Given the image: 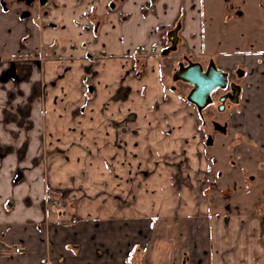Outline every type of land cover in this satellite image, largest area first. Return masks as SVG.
Instances as JSON below:
<instances>
[{
    "label": "crops",
    "instance_id": "crops-1",
    "mask_svg": "<svg viewBox=\"0 0 264 264\" xmlns=\"http://www.w3.org/2000/svg\"><path fill=\"white\" fill-rule=\"evenodd\" d=\"M54 2L48 29H38L43 60L33 78L43 94L28 105L29 119L21 118L28 126L0 125L7 136L0 144V224L24 234L14 246L21 257L37 236L48 249L27 261L2 256L0 264H264V200L220 215L208 209L209 197L199 202L177 182L183 123L190 121L195 146V119L167 111L160 63L155 54L143 59L163 44L158 26L176 21L180 38L194 35L201 51L200 0H156L155 15L141 13L149 0ZM244 60L242 96L226 131L234 127L238 146L261 152L264 166V57L248 53ZM17 169L22 179L14 183ZM260 169L249 181L264 191ZM48 195L60 209L48 211ZM171 217L183 221L161 224ZM158 222L165 237L156 241Z\"/></svg>",
    "mask_w": 264,
    "mask_h": 264
},
{
    "label": "rangeland",
    "instance_id": "rangeland-1",
    "mask_svg": "<svg viewBox=\"0 0 264 264\" xmlns=\"http://www.w3.org/2000/svg\"><path fill=\"white\" fill-rule=\"evenodd\" d=\"M236 11H239L240 15L236 14ZM199 13L203 30L202 35H199L203 36V39H201L202 45L198 46L201 51H196V48L192 46L194 35L189 33L188 40L180 41L176 53H173L168 59H163L164 68L161 70L162 81L171 95L168 96L167 102L171 105L167 106V111L175 109L184 118H194L198 132V143L196 139V145L194 146L188 134L189 131L186 130V124L190 121L187 120L183 123L184 139L182 140V148L179 152L177 149L176 152L178 156L180 155V158L177 157L176 180L180 182V186H184V189L187 190L186 194L191 195L192 198H198L199 202L206 203V197H209L208 209L210 212H217L220 215L238 214L239 210H251L250 207L255 206L256 202L260 205V199L261 201L264 200L262 186H254L249 181L250 176L260 178L259 174L262 171L260 168L264 167L262 153L256 150L252 151V149L246 150L244 145L238 146L234 137V127H230V130L227 128V133L224 134L223 132H217L213 123L206 122L207 124L203 126V120L207 119L206 110L202 111L200 115L197 114L195 107L186 100L190 86L171 82L170 71L183 52V54L192 55L193 60L201 63L213 59L219 67L229 68L231 73L235 68H241L245 73L247 65L244 59L246 54L253 53L264 57V0H200ZM228 17L230 18L227 20ZM178 18L181 21L184 19L181 10ZM18 19L19 17L11 14L10 10L4 12L0 5V55L6 51L14 52L17 49L18 42L27 35L28 42L25 45L21 44V54L27 53L35 58V53L31 54L30 52L39 48L38 29L40 30L39 26L42 22L41 15L34 11L31 17ZM45 27L48 29L47 26ZM240 72L241 70L238 72L239 75ZM234 77L235 75H233ZM238 81L241 82L242 78L238 77ZM170 84L174 86L175 91H171ZM24 86L23 90H25ZM2 95L4 96V93ZM1 97L0 125H3V127L10 124L20 127L28 126L29 122L27 120L20 119L22 113L16 112L17 107L20 108V105H24L6 103L5 99ZM177 98H181V102ZM25 106L28 107V105ZM235 106L227 102L225 109L220 111V114L214 109L215 123H227L228 127V117L231 109ZM208 134H211V137L213 136V143L210 147L206 145ZM6 138L3 129L2 132L0 131V144H3V140ZM8 138L14 140L15 137L10 136ZM22 154L23 152H21ZM0 155L4 156L6 153L0 151ZM173 156L174 153L169 150L166 152L167 161H172ZM178 159L181 160L180 163ZM17 162L20 164V159ZM17 171L23 172L21 169H17ZM15 173L16 171L13 177ZM218 175H221V177L219 178ZM46 200L49 202V199ZM223 200L224 202H222ZM47 209L50 212L55 210L54 207H48ZM175 219L176 217H171V219H166L162 223H154L155 231L153 235L156 241L165 237L163 233L159 234L160 223L164 224L167 221L168 223L177 224L183 221V219H177L178 222H174ZM46 230L48 231L47 228ZM23 235L18 234L10 226L4 228L0 224V257L13 255L17 256L19 260L27 261L31 257L45 256L48 248L46 242L40 246L44 240L40 236H37L35 245L32 244L33 249L27 244L29 251L27 256L21 257L23 253H18L19 256L17 247H14L15 240L22 238ZM155 238L153 241H155ZM183 238H186V235ZM178 241H175L177 248H174L176 251L180 250L181 243H178ZM19 243L25 244L22 239Z\"/></svg>",
    "mask_w": 264,
    "mask_h": 264
},
{
    "label": "flooded vegetation",
    "instance_id": "flooded-vegetation-1",
    "mask_svg": "<svg viewBox=\"0 0 264 264\" xmlns=\"http://www.w3.org/2000/svg\"><path fill=\"white\" fill-rule=\"evenodd\" d=\"M55 0H0L1 8L4 12L11 11V14L14 16L19 17V19L29 18L32 16L33 12L39 13L41 15L42 22L40 23L41 27L48 26L45 24L46 18L49 15V10L55 5ZM18 19V20H19ZM178 24H180V29L178 30V38L179 41L177 43V46L175 50H170L171 47L170 42L167 38V33L174 29ZM181 23L179 21H176L173 25H159L158 30L163 32L162 37V46L159 49V51H155V48L151 49L149 53L146 55H143V59L148 57L149 55H154L157 57L160 65L159 69L160 72L162 68H164L163 59H168L173 53H176L177 49L180 46V41L183 39L180 38L179 33L181 30ZM28 42V36L25 35L24 39L20 40L17 44V49L10 53V52H3L2 55H0V88L2 89L4 96L2 98L5 99L6 103L12 104V103H18L23 104L24 106L20 105V108L17 107L16 112L22 113L21 118L29 119V111L30 108L25 105H30L34 99H37L38 97H41L43 94V84L42 82H38L33 78L34 74L40 70V63L43 60L42 55L38 53V49L36 51H31L30 53H35V58H32L27 53L21 54V44L25 45ZM40 48V46H39ZM169 49V50H166ZM165 53V54H163ZM139 54V53H137ZM192 55H188L186 53L179 57V59L176 61V65L172 66L171 68V75L170 79L173 83H183L190 86V90L192 89V86L186 82H183L181 80H175L174 74L175 71L178 70L180 67H186L191 64L199 63L202 67V70L204 73L207 71H210L211 64L214 63L215 67L227 75V82L225 88H217L214 90L210 97H211V103L207 105L202 111L206 112L207 119L203 120V126H205L208 122L215 124V118H214V112L215 109L218 114H220V111H223L226 107L227 102H229L232 105H236L233 103L235 98H238V103L240 101V98L242 96L243 86L241 82L238 81V77H241L244 79L246 74L241 68H235L233 69V73H231V70L229 68L224 67L221 68L213 59H208L207 62L201 63L200 61L193 60L191 58ZM139 60V59H137ZM166 62V61H165ZM213 62V63H212ZM228 66V65H227ZM139 68V67H138ZM239 70L243 72L242 75H239ZM140 69L135 73V76L138 77L140 75ZM233 75L235 77L233 78ZM27 85L25 90H23V86ZM169 87V86H168ZM171 91H175L174 86L170 84ZM12 89V90H9ZM190 90L187 92V94L190 92ZM224 99V102L221 100ZM223 106L222 110H219V107ZM196 109V108H195ZM210 109V110H209ZM219 110V111H218ZM197 111V109H196ZM13 113V112H11ZM197 114H202L197 111ZM207 122V123H206ZM217 122V121H216ZM221 126L225 125L227 127V123L220 124ZM219 129V128H218ZM216 130V129H215ZM217 132L218 131L216 130ZM213 137V136H212ZM211 134L206 136V140L208 141V138L212 139ZM22 179V173L18 172L16 170L15 176L13 177L14 183L19 182ZM53 198V197H52Z\"/></svg>",
    "mask_w": 264,
    "mask_h": 264
},
{
    "label": "water",
    "instance_id": "water-1",
    "mask_svg": "<svg viewBox=\"0 0 264 264\" xmlns=\"http://www.w3.org/2000/svg\"><path fill=\"white\" fill-rule=\"evenodd\" d=\"M179 29L180 24H178L174 29L167 33L168 41L171 44V47L169 48L170 50H175L177 46V43L179 41L177 33ZM242 74L243 72L241 71L240 75ZM174 79L181 80L192 86V89L186 96V100L190 104H192L199 113H201L202 110L211 103V93L217 88L226 87L227 75L223 71L217 69L214 63L211 64L210 71H207L206 73L203 72L202 67L199 63H195L186 67H180L178 70H176ZM221 101L224 102V99ZM233 103L238 104V98H235ZM222 109L223 106L219 107V110ZM214 127L218 131H221L223 133L226 132L225 125L221 126L220 124L215 123ZM211 143V139L208 138L206 145L208 146Z\"/></svg>",
    "mask_w": 264,
    "mask_h": 264
},
{
    "label": "trees",
    "instance_id": "trees-1",
    "mask_svg": "<svg viewBox=\"0 0 264 264\" xmlns=\"http://www.w3.org/2000/svg\"><path fill=\"white\" fill-rule=\"evenodd\" d=\"M141 13L144 15H155V13H156V0H149L148 7L142 8ZM137 52L138 51H136V53ZM51 196H48V198H47V199H49V201L52 200Z\"/></svg>",
    "mask_w": 264,
    "mask_h": 264
},
{
    "label": "built area",
    "instance_id": "built-area-1",
    "mask_svg": "<svg viewBox=\"0 0 264 264\" xmlns=\"http://www.w3.org/2000/svg\"><path fill=\"white\" fill-rule=\"evenodd\" d=\"M45 204L47 207H54V209H59L61 207L60 202L55 201V200H50L49 202L46 200Z\"/></svg>",
    "mask_w": 264,
    "mask_h": 264
},
{
    "label": "bare ground",
    "instance_id": "bare-ground-1",
    "mask_svg": "<svg viewBox=\"0 0 264 264\" xmlns=\"http://www.w3.org/2000/svg\"><path fill=\"white\" fill-rule=\"evenodd\" d=\"M219 244H221V243H219ZM218 250V249H217ZM227 261V260H226Z\"/></svg>",
    "mask_w": 264,
    "mask_h": 264
},
{
    "label": "snow or ice",
    "instance_id": "snow-or-ice-1",
    "mask_svg": "<svg viewBox=\"0 0 264 264\" xmlns=\"http://www.w3.org/2000/svg\"><path fill=\"white\" fill-rule=\"evenodd\" d=\"M133 250H135V249H133Z\"/></svg>",
    "mask_w": 264,
    "mask_h": 264
}]
</instances>
